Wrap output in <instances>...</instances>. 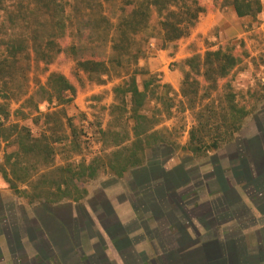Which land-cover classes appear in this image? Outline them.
Masks as SVG:
<instances>
[{
  "label": "rangeland",
  "instance_id": "374dc122",
  "mask_svg": "<svg viewBox=\"0 0 264 264\" xmlns=\"http://www.w3.org/2000/svg\"><path fill=\"white\" fill-rule=\"evenodd\" d=\"M65 1L67 3L65 14L68 16L67 34L64 39H59L56 42H59L63 51L52 62L44 64L39 60L36 49L38 44L46 40L47 35L51 34L52 31L50 18L45 14L51 10L50 1L0 0V41L5 43L14 39L17 42L24 41L27 45L26 53L19 56L18 63L10 70L11 82L8 83L6 90H9L12 98L8 103L0 100V104L6 103L3 108V115L0 114V124L2 125L0 126V230L6 229V223L18 222L19 219L26 225L35 223L37 220H32L35 218V211L39 209L38 207H45L43 203L31 204L24 195L15 193L2 175L1 171L7 169L3 166L4 155L16 150V144L11 142L14 131L10 129V126L24 127L34 138L42 136L49 138L55 152L51 166L53 168L63 167L69 163H78L80 160L88 163L95 157H100L102 162H106L113 151V146L110 144L102 145V142L98 140L97 131L109 129V132H121L120 127L117 128L116 122L110 116V109L114 104L112 89L131 75L134 69L144 72L143 75H135L140 90L143 81H150L151 77H154L155 81L160 80L162 84L169 85L174 91L172 115L163 119L157 128L162 129L163 138L179 145L178 148H175L173 156L175 160L182 157L181 159L186 161L187 165L218 161L219 163L222 162L224 166H232L237 164L236 161L230 160L233 154L240 152L239 155H241L244 152V154L250 153L252 155L256 152H253L252 148H250L251 151L247 149L253 122L248 123L250 116L244 118L240 129L233 134L229 141L219 143V148L216 150L210 149L207 154L194 157L181 147L185 146L184 142H187L190 128L198 125L199 121L209 120V129L202 133L205 140H214V133H217L215 127L220 125L219 135H224V126L227 125V122L222 118L218 107L221 102L220 87L225 82L230 84L238 104L253 107L254 114L264 105V0H259L261 3L260 13L254 17L244 18L236 17L230 0H199V3L205 8V13L199 15L195 27L188 36L174 43L163 44L158 38H151L147 42L142 35H139L134 47H142L144 55L136 62L127 61L126 56L119 58L118 52H113V54L111 52L113 44L111 40L117 39L118 36L115 26L119 22L120 7L124 0ZM7 7H9V12L5 11ZM11 18L13 20L10 23L8 21ZM3 42L0 44V51ZM71 44L76 47L75 52L65 48ZM163 45L165 46L162 48ZM225 46L228 48L231 46L234 54L241 57L242 61L225 79L218 80L217 89H210L212 85L204 81L202 76H198V94L194 103L195 108L191 110L188 104L194 100L188 96L189 103H187L180 91L184 81V72L187 71L186 59L193 55L203 57L206 51H216ZM91 54L97 58L96 60H102L106 63L108 70L105 74L90 75L80 69L77 62L81 61L80 58ZM51 73L63 75L74 85L76 94L73 103L65 105L57 100L51 102L41 100L42 97L46 99L48 94L40 93L39 87L45 85ZM97 79H101L100 82ZM192 80L191 77L190 82ZM154 83H149V86ZM184 87L189 89L188 85H184ZM203 89H207L208 96L202 99L200 96L203 95ZM64 95L69 97L68 94ZM29 96L34 99L32 105L25 104L20 108L23 99ZM157 107L160 106L157 105ZM18 110L24 113L23 118ZM151 110L150 104L147 111L150 112ZM7 113L6 118L5 114ZM254 114L252 113L251 119ZM199 115H202L203 118L199 119ZM148 116L150 117L151 113ZM120 123H126V130H129L131 126L129 113L121 116ZM213 130L215 132H212ZM4 137H8L9 140H4ZM253 143L258 145L260 141L258 143L252 141L251 145ZM21 162L31 173L36 169H43L39 159L34 155H30ZM246 166L245 162H239L235 169V175L239 179H246ZM54 175L57 176V174ZM124 178H113L107 169L100 168L97 177L85 183L88 194L79 202L83 205L81 208L84 209V206L92 205L93 201H89L90 204H87L86 199L100 188H108L113 193L126 190L127 182ZM217 186H219L218 183ZM18 187L21 190L26 189V186L23 185H18ZM63 203H67V201L60 204ZM96 206L98 211L101 210L100 204H96ZM234 206L230 210H226L229 215L228 218L236 217L235 219L238 220L243 215L241 216L242 220L247 217L246 211H243L242 208L235 211ZM258 210V213L262 212L261 209ZM249 213L253 215L251 210ZM247 218L241 226L248 227L254 222L257 223L256 220ZM263 222L264 219H261L260 223ZM14 225L16 226V224ZM14 225L11 224L10 228ZM77 225V222L74 223L75 227ZM40 227H42L41 224ZM93 232L91 228L86 231L90 234ZM87 236L85 233L82 234L80 244V239L78 240V236L75 235L76 240L73 247L76 250L74 252L76 257L72 253L65 256L62 251L56 252L60 264H113L112 261L106 263L108 260L101 259L103 253L101 243L96 248L97 252H92L91 241L87 239ZM92 241L97 240L94 238ZM186 251L180 255L185 256ZM47 253L48 255L44 257L41 255L42 261L40 263L46 264L44 259L49 258L51 264H58L53 255L55 252L50 249ZM197 253H200L198 248ZM206 253L204 256L210 264H222L216 262L215 252ZM81 254L84 255V258H89V261L85 262L84 258L81 261ZM127 254L128 252L125 251L124 256ZM140 254L144 255V253ZM149 255L147 256L151 258L154 251ZM30 256V252L23 255L20 263H25L28 260L27 257ZM250 258L251 260L246 259L244 264L257 261L256 257L251 256ZM125 259L124 264L126 262L134 264L130 263L131 259ZM229 259L230 257L226 259L224 264H227ZM39 260L40 257L32 262L38 263ZM207 261L206 264H208ZM13 263L15 260L7 262L5 258L4 264ZM0 264H3V261Z\"/></svg>",
  "mask_w": 264,
  "mask_h": 264
},
{
  "label": "trees",
  "instance_id": "16d2710c",
  "mask_svg": "<svg viewBox=\"0 0 264 264\" xmlns=\"http://www.w3.org/2000/svg\"><path fill=\"white\" fill-rule=\"evenodd\" d=\"M49 1L51 10L45 14L50 18L52 31L51 34L47 35L46 40L38 44L36 49L39 60L44 64L52 62L63 51L59 42H56L59 39L65 38L68 26V16L65 14L66 1ZM230 4L238 18L254 17L261 12L259 0H230ZM6 9L5 11L9 12V7ZM203 13H205V8L199 3V0H124L120 7L119 22L115 26L118 36L117 39L111 40L113 42L111 52L112 54L113 52H118L117 56L119 58L126 56L125 59L127 61L133 60L136 62L144 55L142 47H134L137 36L142 35L147 42L151 38H158L163 44L174 43L189 35L190 31L195 27L199 15ZM11 20L13 18L9 19L8 22L11 23ZM144 31L146 32L145 34ZM2 42L0 41V44ZM1 47L0 100L8 103L12 98L9 90H6L8 83L11 82V77L9 76L11 74L10 70L18 63L19 56L26 53L27 45L24 41L17 42L14 39H10L5 43L3 42ZM65 48L71 52L76 51V47L73 44ZM80 59L81 61H78L77 64L86 74L103 75L108 70L106 63L102 60H96L97 58L93 54ZM241 61V57L234 54L231 46L230 48L226 46L220 47L216 51H206L203 57L193 55L186 59L185 65L187 71L184 72V81L180 91L182 97L187 100V103H189L188 96L194 100L192 103L190 101L188 107L191 110L195 108L194 103L197 98L199 85L197 82L198 76H202L204 81L212 85L210 89H217L218 80L225 79ZM143 73V71L134 69L131 75L127 76V78L112 89L114 104L111 106L110 116L116 122L117 128L120 127L121 132L113 133L109 132V129L97 131L98 140L102 142V145L110 144L113 146V151L106 159V162H102L100 157H95L88 163L80 160L78 163H69L63 167L53 168L51 166L55 152L49 138L46 136L34 138L30 136V132L26 128H18L17 125H11L10 129L14 131V137L11 142L16 144V150L4 155L3 166L7 167V169L1 171L10 188L15 193L28 198L31 204L43 203L47 206H54L64 201L79 203L88 194L85 183L94 180L100 168L107 169L113 178L122 179L130 170L144 166L148 168L159 167L164 161L172 157L176 150L175 148H178L179 145L163 138L162 129H158L157 127L162 123L163 119L169 118L172 115L174 91L169 85L162 84L160 80L155 81L154 77H151V82L143 81L142 89L140 90L135 75H143ZM191 77L193 80L190 82ZM97 80L100 82L101 79ZM149 83L154 84L149 86ZM184 85H188L189 89H186ZM39 91L40 93L48 94L46 99L42 97V101L51 102L52 100H57L65 105L73 103L76 94L74 85L63 75L55 73H51L48 76L45 85L40 86ZM220 91L221 96L219 97H221V102L218 109L222 118L227 122V125L224 126V135H219L220 125L215 127L217 132L214 133L215 139L207 141L202 133L209 129V120H204L205 122L199 121L198 125L192 126L188 132V142L181 148L187 150L194 157L207 154L210 149H218L219 143L229 141L233 134L240 129L244 118L251 116L252 113L254 114L253 107L250 108L238 104L235 93L230 88L228 82H225L220 87ZM64 94H68L69 97ZM202 94L200 96L202 99L207 97V89H203ZM33 101L34 99L30 96L23 99L20 108L25 104L32 105ZM6 103H3L4 105L0 104L1 115H3V108ZM150 104L152 110L149 112L147 110ZM157 105L161 108L157 107ZM18 111L23 118L24 113L20 110ZM258 111L257 116L263 115L264 106ZM125 113H129L131 122L129 130H126V123H120L121 116ZM149 113H151L150 117L148 116ZM163 113L165 115H162ZM5 116L7 118L8 113ZM202 118L203 116L199 115V119ZM255 125L260 134L249 139L247 149H250L252 141L258 142L263 140L264 142V125L258 121H256ZM0 126L2 125L0 124ZM212 132L215 131L213 130ZM3 139L9 140L8 137H4ZM243 154L239 156L241 157L239 161L245 162L250 169V156L246 153L243 156ZM30 155H34L39 159V163L43 167L42 170L36 169L31 173L26 166L21 164V160ZM217 165H219V162H214V166ZM54 174H57V176ZM251 184L256 193L263 194L264 191L261 188H264V183L259 186V184L257 185L249 177V179L245 180L244 187ZM18 185L26 186V189L21 190ZM160 185L161 182H154L152 183V187L138 188L131 184V191L135 192L134 199L137 200L134 205L137 214L141 215L147 209L149 210L150 206L154 203H158L159 201L162 203L166 202L167 195L162 189H159ZM253 192L250 193L254 194ZM186 194L182 198L183 200L179 199L177 201L179 207H181L178 209L179 211L182 208H187L189 206L187 201L194 197L193 192ZM189 194L191 195L189 196ZM256 195H251V197L253 196L252 199H255ZM150 196L152 197L151 200L144 199ZM160 202L159 204H162ZM181 202L186 203L182 206ZM239 203H242V201ZM237 206L235 204V211H237ZM212 207L211 214L217 222L215 234L210 232V223L207 215L210 213L207 211L205 212L204 221L202 219L200 221L205 224L204 234L196 231L194 238L185 243V249L200 248V251L209 253L215 252L216 248H224L226 242L231 243V241H234L240 249L237 250L238 258H242L241 256L243 255L244 258L248 259L249 246L245 238L246 236H244L245 234L239 236L240 233L237 234V232L236 235L228 233L238 231L243 221L249 217L250 213L248 210L246 211V207L243 208V211L247 212V217L241 220V216H243L241 215L240 219L237 220L238 226L222 234L218 229L219 225L221 226L224 223L233 221L236 217L228 218L229 215L226 212L227 206L222 199L216 200L212 204ZM149 240L157 242V245L154 247V255L151 258L145 254L131 253L125 256V260L131 259L130 263L134 264H180L181 250H168V247H175L176 244L173 234L166 238L158 232L156 237L151 236ZM257 242L259 250H263L264 242L259 239ZM81 255L80 260L82 261L84 255ZM44 256L45 254L42 257ZM46 259H44L46 264H51L50 259ZM166 259L168 260L166 261ZM56 260L60 264L58 258ZM83 260L86 262L89 261V258H84ZM207 262L210 264L209 261ZM126 264L129 263L126 262Z\"/></svg>",
  "mask_w": 264,
  "mask_h": 264
},
{
  "label": "crops",
  "instance_id": "0c3cea01",
  "mask_svg": "<svg viewBox=\"0 0 264 264\" xmlns=\"http://www.w3.org/2000/svg\"><path fill=\"white\" fill-rule=\"evenodd\" d=\"M258 112H255L256 115L254 114L252 119L251 116L248 119L250 121L248 123L253 121L248 139L260 134L255 125L256 121L264 125V113L257 116ZM187 142L183 144L186 145ZM250 148L256 152L252 155L247 153V155H251L249 158L250 169L249 166H246V179L244 180L235 175V169L239 162H242L238 158L241 156L239 155L240 152L233 154L230 158V160L237 162L232 166H224L222 162L217 166L210 162L187 165L186 161L181 159L182 157L175 160L173 155L159 167L148 168L144 166L128 171L124 176L125 178L123 177L127 182L126 190L113 193L108 188L98 189L97 193L94 192L86 199L87 204H90L89 201H93L92 205L84 206V209L81 208L82 204L72 202L38 207L39 209L34 213L35 218H32V220H37L35 223L26 225L19 219L18 222L6 223V229L0 230V263L3 261L4 264L6 258L7 262L15 260L13 264H21V257L30 252L31 256L27 257L28 260L23 264H32L34 259L43 256V254L47 255L50 249L55 252L53 255L56 258V252L61 251L64 252L65 256L72 253L76 257L74 253L76 250L73 247L76 240L75 235L78 236L81 244V236L85 233L86 236L88 235L87 239L91 241L90 246L93 253L97 252L96 248L101 243L103 246L101 259L108 260L106 263L112 261L113 264H124L125 251L128 252L127 255L131 253L149 255L152 253L157 244L149 238L151 236L156 237L159 232L166 238L173 234L176 244L175 247H168V250H181V253L189 250L186 251L185 256L180 255V264H206L207 258L204 256L207 254L206 251L197 253V248L185 249V243L194 238L196 231L204 234L205 224L200 221L201 219L204 221L207 211L210 213L207 214L210 232L215 234L217 222L211 214V207L216 200L222 199L227 206L226 210H230L233 205L237 204V210L246 207V211L250 212L251 210L253 212V215L252 213L249 215L252 218L249 219L256 220L257 223L254 222L248 227L240 226L238 231L228 233L236 235L237 232V234L240 233L239 236L245 234L249 246L248 260H251V256L257 258V261L250 264H264V254H260L264 253V249L259 250L257 242L258 239L264 242V222L260 223V220L264 219V192L263 194L256 193L252 184L244 187V182L249 177L259 186L264 183L263 140L258 145L253 143ZM154 182H161L159 189H162L167 195L166 202L154 203L149 210L147 209L141 215L137 214L134 208L137 200L134 199L135 192L131 191V184L142 188L152 187ZM249 191H254L255 195L258 194L255 199H252L253 196L251 197V195L254 194ZM189 192H193L194 197L187 201L189 205L187 208H182L179 211L178 209L181 207L177 201ZM144 199L151 200L152 197H145ZM241 201L242 203H239ZM185 203L181 202V205L183 206ZM96 204H100L101 210L98 211ZM258 209H261L262 212L258 213ZM76 222L78 223L77 227L74 226ZM11 224H16V226L10 228ZM235 226H238L237 220L219 225L218 229L222 234ZM88 228H91L95 234H93L94 232L92 234L86 233ZM94 238L97 241L93 242ZM219 248L215 250L216 262L224 264L226 259L230 257L227 264H244L246 258L243 255L242 258H238L239 246L234 241L226 242L224 248ZM198 249L200 250V248ZM35 262L33 264H43L40 263V260L38 263Z\"/></svg>",
  "mask_w": 264,
  "mask_h": 264
}]
</instances>
